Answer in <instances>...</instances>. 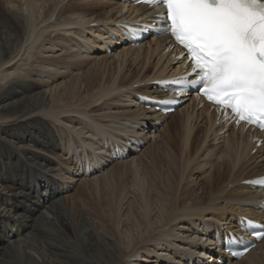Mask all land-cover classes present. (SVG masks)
Here are the masks:
<instances>
[{
	"label": "bare ground",
	"instance_id": "obj_1",
	"mask_svg": "<svg viewBox=\"0 0 264 264\" xmlns=\"http://www.w3.org/2000/svg\"><path fill=\"white\" fill-rule=\"evenodd\" d=\"M137 13L153 11L0 0V227L14 235L0 234V264H217L215 233L239 232L244 216L264 224V190L244 184L264 174V146L222 133L190 98L167 116L138 105L177 66L165 37L120 45L118 23ZM114 144L129 158L114 159ZM228 264H264V239Z\"/></svg>",
	"mask_w": 264,
	"mask_h": 264
},
{
	"label": "snow or ice",
	"instance_id": "obj_2",
	"mask_svg": "<svg viewBox=\"0 0 264 264\" xmlns=\"http://www.w3.org/2000/svg\"><path fill=\"white\" fill-rule=\"evenodd\" d=\"M150 6H163L151 21L140 27L148 31L149 23L158 33L167 34L171 43L184 52L191 71L169 81L176 99L142 97L148 103L178 105L190 91L202 95L219 108L225 122H244L264 130V0H133ZM264 188V177L245 181ZM250 219H241L240 227H255ZM251 234L264 239V226ZM238 239L227 233L223 243ZM226 251H231L226 247ZM245 252L247 249L244 250ZM241 252L234 255H243Z\"/></svg>",
	"mask_w": 264,
	"mask_h": 264
},
{
	"label": "rangeland",
	"instance_id": "obj_3",
	"mask_svg": "<svg viewBox=\"0 0 264 264\" xmlns=\"http://www.w3.org/2000/svg\"><path fill=\"white\" fill-rule=\"evenodd\" d=\"M66 37L65 36H60L59 37V41H60V44H58V47L59 48H62V46L63 45H67V43H66ZM72 44V43H71ZM73 45V44H72ZM75 50H77V48L75 47L74 48ZM86 51H84L83 50V53L82 54H84V55H86V53H85ZM114 52V51H113ZM106 54H108V55H111V53H108V52H106ZM156 60H158V58H156ZM95 61L96 60H89L88 62H86L85 64H83L82 65V67H81V71H85V70H87V68L89 67V66H93L94 64H95ZM73 72H77V70H74ZM69 76H65V77H60V78H56L55 80H54V83H58V82H60V81H64L65 79H67ZM99 108V107H98ZM163 128V127H162ZM161 133V132H160ZM159 133V134H160ZM26 142H28L29 144H33L30 140H27ZM151 141H149V143H150ZM112 165H114V163L112 164ZM115 168H117V167H114V169ZM196 172H192L191 174H190V180L192 181V183H193V180L195 181V178H196ZM142 175L144 176V177H146L147 175H146V173H144V172H142ZM146 175V176H145ZM115 178V177H114ZM115 180L117 181V182H115V188L117 189V187H118V183H120V180L118 179V178H115ZM172 184L174 185L175 184V181H173L172 182ZM113 186H114V184H113ZM228 188H231V186H229ZM41 193V192H40ZM89 204H92L91 202H89ZM17 208V210H15V212L16 213H18V212H20L22 209H24V207L25 206H23V205H17L16 206ZM28 214H32V212L31 213H28ZM7 224H8V226H7ZM3 225V224H2ZM1 225V226H2ZM9 229H11L12 228V224H10V222H7L6 224H5ZM12 225V226H11ZM23 225V224H22ZM0 231H1V227H0ZM0 234L3 236V238H5V240L6 241H12V240H14V235H12V233L9 235V237L7 236H5V235H3V233H2V231L0 232Z\"/></svg>",
	"mask_w": 264,
	"mask_h": 264
}]
</instances>
